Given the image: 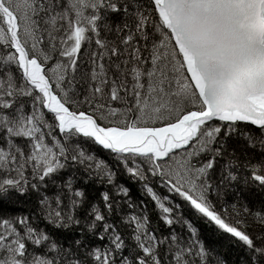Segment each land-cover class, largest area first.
<instances>
[{
    "label": "snow or ice",
    "instance_id": "obj_1",
    "mask_svg": "<svg viewBox=\"0 0 264 264\" xmlns=\"http://www.w3.org/2000/svg\"><path fill=\"white\" fill-rule=\"evenodd\" d=\"M0 264H264V0H0Z\"/></svg>",
    "mask_w": 264,
    "mask_h": 264
}]
</instances>
